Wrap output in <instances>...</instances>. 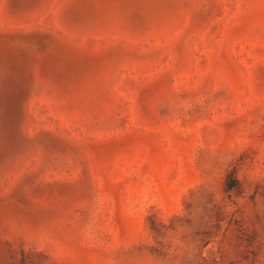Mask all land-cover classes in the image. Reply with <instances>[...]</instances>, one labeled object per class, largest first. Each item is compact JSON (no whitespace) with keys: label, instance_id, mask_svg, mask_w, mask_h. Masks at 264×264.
Returning <instances> with one entry per match:
<instances>
[{"label":"rangeland","instance_id":"obj_1","mask_svg":"<svg viewBox=\"0 0 264 264\" xmlns=\"http://www.w3.org/2000/svg\"><path fill=\"white\" fill-rule=\"evenodd\" d=\"M0 264H264V0H0Z\"/></svg>","mask_w":264,"mask_h":264}]
</instances>
